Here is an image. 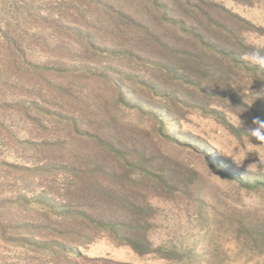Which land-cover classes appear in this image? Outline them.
<instances>
[{
    "label": "rangeland",
    "instance_id": "1",
    "mask_svg": "<svg viewBox=\"0 0 264 264\" xmlns=\"http://www.w3.org/2000/svg\"><path fill=\"white\" fill-rule=\"evenodd\" d=\"M203 2L197 4L198 8L209 10L205 5L208 3L222 8L215 17V12L206 17L212 19L210 25H216L217 20L223 24L222 37L237 53L243 48L250 51L257 44L264 46V0ZM152 7L144 0H0V211L13 212L14 201L20 195L32 202L31 206L42 203L37 201L44 190L52 197L46 186L61 188L64 172L60 161L72 152L85 155L86 147L95 141L92 131L89 142L76 145V139L66 135L72 129L68 126L70 121L60 118L62 122L54 123L53 114L47 115L52 121L40 119L45 127L32 135L28 131L33 128L32 122L17 108L20 100L27 99L23 103L26 107L28 100L37 96L32 67L44 68L57 61L65 63L63 68L73 69L75 63L69 58L75 51L71 49L76 46V37L82 40L74 26L86 24L94 46L114 44L119 46L118 50L126 46L131 54L141 56L140 62L146 65V60L157 61L160 54H175L173 58L183 63L185 50L187 54L201 52L200 43L196 46L184 29L161 24L162 19L156 22ZM122 12L128 22L133 19L144 26L153 25V33H159L157 39L141 36L146 54L131 50L132 43L121 39L134 36L130 23L120 24L124 20L119 16ZM164 30L171 35V41L162 35ZM214 40L210 41L212 51L196 58L204 66L201 72H206L204 78L200 77L201 86L179 87L177 98L162 89H153L152 82L141 83L140 79L133 85L147 103L130 96L125 85V95L131 97L124 99L126 103L113 104L115 91H103L117 115L123 114L124 122L144 128L141 136L149 143L148 151H165L197 175H192L189 194L151 200L157 207V227L151 235L154 246H171L177 254L175 258H179V253L182 258L169 261L155 254L138 256L128 247L101 236L75 249L85 260H97L96 264H264V145L250 135L255 127L253 119L264 120V78L255 82L245 76V68L250 64L243 54L237 59L242 62L233 63L223 53L228 49L214 45ZM117 56L101 57L102 64L118 67ZM148 66L162 70L158 65ZM231 66L234 72L221 84L219 70ZM133 67L141 77V65ZM210 78L213 80L209 81ZM67 110V116H78L72 105ZM84 112L95 125L99 122L93 104ZM43 136L48 137L45 142ZM127 147L129 154L132 151ZM55 157L59 158L57 163L49 160ZM179 178L185 181L182 173ZM256 186L261 189L256 190ZM33 254L30 249L0 237V264H30Z\"/></svg>",
    "mask_w": 264,
    "mask_h": 264
},
{
    "label": "trees",
    "instance_id": "2",
    "mask_svg": "<svg viewBox=\"0 0 264 264\" xmlns=\"http://www.w3.org/2000/svg\"><path fill=\"white\" fill-rule=\"evenodd\" d=\"M144 1L153 6L152 13L157 18L156 22L162 19L161 24L170 26L175 24L178 28L184 29L183 31L194 40L196 46L200 43L201 52L187 54L188 51L185 50L183 63L178 58H173L175 54H160L157 56V61L146 60V63L158 65L162 70L151 69L140 62L143 61L141 56L131 54L126 46L121 50H118L119 46L114 44L109 47L94 46L87 25L79 23L73 27V30L76 31L77 36L82 35L79 36L82 40L76 37V46L71 49L75 51L69 58L75 63L72 70L63 68L65 63L57 61L50 65L46 64L44 68L32 67L36 73L34 85H38L37 96L30 98L29 106L26 107L23 103L27 99L17 102V108L32 122L33 128L28 131L32 135L35 131L37 134L41 132L45 122L40 119L45 117L46 121H52L47 115L53 114L54 123L61 120L70 121L71 125L68 126L72 129L66 135L70 139H76V145L81 146L82 143L89 142V133L92 131L91 138L95 141L90 147H86L85 155L79 156L72 152L65 160L60 161L64 172L61 188L46 186L52 197L44 190L39 194L41 200L37 201L42 203L31 206L32 202L27 198H25L27 201L23 200L24 197L20 195V198L14 201L13 212L0 211L1 239L30 249L34 253L29 258L30 264L61 262L80 264L82 261L81 264H96L97 260H85L81 252L75 249L90 244L101 236L109 238L118 246L128 247L138 256L155 254L169 261L182 258V253L178 254L179 258H175L177 254L171 246L163 244L154 246L151 235L157 227L154 223L157 207L151 203V200L162 197L174 199L177 195L189 194L193 176L197 175L190 167L169 157L165 151L159 152L154 148L148 151L149 143L141 136L144 128L136 126L135 128L130 123L124 122L123 114L117 115L113 106L105 99L103 91L106 89L115 91L113 104L116 101L124 103V99L131 98L125 95V85L130 89V96L137 101L147 103L142 92L135 91L133 85L140 79L141 83L149 85L152 82L153 89L157 91L162 89L165 94L176 95L177 98L179 87L201 86V78H204L206 72H201L204 66L196 58L203 52L212 51L211 40L216 39L214 45L228 49L223 53L229 55L233 63L242 62L237 59L247 51L243 48L237 53L231 48L229 42L222 37L225 30L221 22L217 20L216 25L209 24L212 19L206 15L215 12L213 15L215 17L216 12L222 10L212 3L205 4L210 8L207 10L197 6L203 0ZM124 15L126 16L124 12L119 15L124 19L120 24L124 21H126L125 25L130 23L134 27L132 32L134 36L121 37V39L132 43L131 50L146 54L143 39L147 37L157 39L159 33H153L151 30L154 28L153 25L144 26L143 23L133 19L128 22ZM118 27H120L119 23ZM164 31L166 32H162V35L171 41L169 32ZM84 38L86 42L83 41ZM59 53H62V50ZM113 55H118V67L102 64L101 57L110 59ZM135 64L142 67L141 77L136 73L139 70L133 67ZM219 71V76L223 78L221 84L229 79V73L234 72L232 66L228 70L222 67ZM245 73V76L255 82H262L264 78V70L255 66H246ZM211 80L213 78L209 79ZM133 81L135 83H132ZM81 92L84 94H80ZM197 103L202 104L201 101ZM92 104L95 113L99 116L96 125L90 117L85 116L84 112ZM70 105L78 110V116H67L64 112L68 111ZM138 135L141 136L140 140ZM47 138L43 136L42 141L45 142ZM104 144L107 145V150ZM128 145L132 152L126 154ZM51 159L56 163L59 161L57 157L49 160ZM98 162H100L99 166L93 165ZM181 173L185 175V181L179 178ZM255 189L261 187L256 186ZM53 214H55L54 219Z\"/></svg>",
    "mask_w": 264,
    "mask_h": 264
},
{
    "label": "clouds",
    "instance_id": "3",
    "mask_svg": "<svg viewBox=\"0 0 264 264\" xmlns=\"http://www.w3.org/2000/svg\"><path fill=\"white\" fill-rule=\"evenodd\" d=\"M243 59L252 66L264 69V46L255 45L252 50L243 54ZM252 123L255 127L250 130V135L264 145V120L254 118Z\"/></svg>",
    "mask_w": 264,
    "mask_h": 264
}]
</instances>
